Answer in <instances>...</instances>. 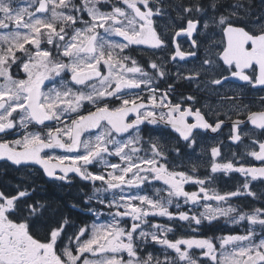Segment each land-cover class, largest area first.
<instances>
[{
  "label": "snow or ice",
  "instance_id": "snow-or-ice-1",
  "mask_svg": "<svg viewBox=\"0 0 264 264\" xmlns=\"http://www.w3.org/2000/svg\"><path fill=\"white\" fill-rule=\"evenodd\" d=\"M221 7L217 0L175 5L182 21L171 37L176 48L162 58L155 53L168 43L155 20L165 14L163 0H0V136L16 135L0 138V160L38 165L58 181L70 182L69 174H75L92 186L85 203L107 209L89 208L95 219L70 235L69 226H75L67 217L43 223L41 235L35 229L43 206L26 203L27 190L0 191V264H264V205L245 212L231 203L240 197L264 200V192L253 190V182L264 183V110L251 111L242 97L219 91L233 78L264 89V18H258L257 31L246 30L232 22L243 3L217 17ZM209 9L212 15L204 19ZM202 19L206 38L209 20L220 29L222 47L209 39L201 58ZM178 37L190 41L188 51ZM138 50L149 53L146 63L132 55ZM177 58L198 61L187 74L177 73L178 79L231 103L238 116L247 112V120L223 113L231 120L228 138L234 144L247 138V155L262 166H246L237 153L219 162L222 141L210 148V173L204 177L196 174L199 165L190 154L191 171L174 162L172 153L178 159L186 155L181 140L195 151L200 130L217 133L225 125L219 110L209 108L216 116L210 123L207 113L188 104L195 96L173 102L172 84L161 91L168 61ZM259 103L264 105V96ZM148 126L153 127L145 134ZM220 173L244 179L234 191L221 192L214 186ZM154 181L164 187L149 194ZM156 217L169 224L154 222ZM221 218L233 225L246 221L247 227L243 234L193 235ZM175 223L186 224L190 233L171 238ZM149 246H159L163 258L145 254Z\"/></svg>",
  "mask_w": 264,
  "mask_h": 264
},
{
  "label": "flooded vegetation",
  "instance_id": "flooded-vegetation-1",
  "mask_svg": "<svg viewBox=\"0 0 264 264\" xmlns=\"http://www.w3.org/2000/svg\"><path fill=\"white\" fill-rule=\"evenodd\" d=\"M250 1V2H249ZM193 0H163V6L165 14L162 17H157L155 20V26L157 27V30L159 34L166 40L168 43V48H166L164 51H157L155 53L156 57H162V58H168L169 57V50L172 52L175 51L176 45L171 43V37L174 34L173 29L180 25L182 21L178 18L177 11L174 9L175 5H179L181 3L187 5L189 3H192ZM201 3L207 5L209 3V0H201ZM217 3L221 4L222 7L220 8L219 12L216 13L217 17L221 14H227L226 9L229 5L235 4V3H243L245 5V8L240 10V15L238 17H234L232 22L235 26L238 27H245L246 30L250 31H257V20L258 18H264V0H217ZM249 3V4H248ZM212 15L211 10L209 9V16L204 17V19H209V17ZM199 14H194V18H198ZM186 26V21L184 22ZM210 28L208 30V37L206 38L203 35V19L200 23L201 28V34L198 37L201 43L199 54L202 58L205 53V48L209 43V39L214 41L217 45H220V41L222 40V32L218 27H216L214 24H211V21L209 20ZM177 42L180 44L181 49L184 51L189 50V44L190 41H187L185 37H178ZM222 47V45H220ZM132 55L140 61V63H146L147 60L150 58L149 53L142 52V51H136L132 53ZM155 58V57H153ZM196 64H198V61L193 60L192 58H187V61H181L179 58L176 59V62L173 63L170 59L167 64V71L168 76L165 80L159 83V87L161 91L165 90L168 87V84H172L174 87V91L170 94V99L173 102H179L182 97H187L189 95H193L196 97V100L194 102H188V104H191L193 108H200L203 112L207 113L206 119L210 123H214L216 120V116L213 114V112L209 111V108L213 110H219L222 114L220 116V119L225 120V125L222 126V129L219 130L217 133H212L210 130L205 134L203 130H200V133L197 138V144L195 146V151H192L191 149L187 148L184 145V142L180 141V146L182 147V152L186 155L182 158H176L175 153H172V158L174 159V162L176 164L183 163L184 168L181 170H188L191 171L189 162H188V156L187 154L191 155L192 161L199 165L197 170V175L200 177H204L205 174L210 173V165L212 161L210 148L214 145H216L218 142H223L221 146L222 151V159H220L219 162H226L229 159L233 158V153H237V159H243L246 166H254V167H260L261 162L256 161L251 156L247 155L248 151H251L252 148L250 146V141L247 138H244L243 143H237L234 144L229 140V134H230V128H231V120L236 119H242L247 120V112H242L239 116L236 114V112L233 109V105L229 102H223L221 101L220 97L217 96L214 93L208 92L206 90H200L198 91L196 89L195 85H190L186 80L178 79L177 73L187 74V70L192 69ZM16 69H13V72H15ZM251 72V70H248ZM48 84V82H45ZM51 85V84H48ZM221 95L227 94V95H236L242 97V104H246L249 106V109L251 111H262L264 110V105H261L259 103V98L264 96V89H262L260 86H257L253 88L251 85L246 84L243 81H239L238 79H230L229 82L224 85L222 89H219ZM188 104H185V107L188 106ZM242 106V105H241ZM91 108V106H87L83 108L81 111L86 114L87 111ZM227 111L229 115L231 116V120H228L223 113ZM189 122H194L193 117H188ZM39 127V126H38ZM153 126H148L145 129V134L148 133L149 129H151ZM252 125L248 124L247 128H251ZM246 130V129H245ZM173 140L172 142H175L174 138H178V134L173 133ZM3 139L13 140L16 138V135H9L7 137H2ZM258 150V146L256 148ZM56 154H61V151L56 150ZM0 175H7L9 176V179L16 180V181H28L32 183V180L35 181H41L45 182L48 185H53L55 188H62L66 189L67 191H71L74 193V190L80 191V187L82 186V183L85 181H82L80 178L74 175H70V182H64V181H58V180H48L43 172L40 170V168L35 166H13L10 165L6 161L0 162ZM13 177V178H10ZM218 179L214 186L217 188L218 191H234L238 185V183L243 182V177L240 176L238 173H234L231 175V177L225 176L224 174L220 173L217 174ZM255 184L254 191L257 193L264 192V183L262 182H253ZM9 186V185H8ZM157 187H164L162 182L154 181L153 186L146 189V191L149 194H152L154 189ZM6 187L3 188L0 187V191H5ZM185 189L187 191H194L196 190L195 185H185ZM17 192V190H15ZM15 195V194H12ZM74 197V194H71ZM78 195V194H76ZM79 197V196H76ZM181 204H183V201H180ZM215 206V201L211 202ZM231 203L234 206H239L242 211H246L249 209H253L255 207H261L264 205V200H253L251 197H240V198H233ZM224 207H227V204L223 205ZM181 210H187V207H183ZM170 211L175 212V206L173 205L170 208ZM198 211H203V207L201 206ZM154 222H158L161 224H169V222L166 220V218L156 217L154 218ZM182 223V222H180ZM180 223L171 224L175 229V233H169V236L171 238L180 237L182 235H185L187 233H190V229L185 224L184 227H180ZM246 226L244 224L239 225H233L230 223H225V220L223 218L220 219L218 224H213L212 226H207V222H205V225L201 226L200 231L197 233H194L193 235H196L198 237H211V235H228V234H235L239 232H244ZM148 248V247H147ZM147 250V249H146ZM153 251V250H152ZM198 251V250H197ZM146 252V251H145ZM148 252V251H147ZM146 254V253H145ZM154 254L156 252L154 251Z\"/></svg>",
  "mask_w": 264,
  "mask_h": 264
},
{
  "label": "trees",
  "instance_id": "trees-1",
  "mask_svg": "<svg viewBox=\"0 0 264 264\" xmlns=\"http://www.w3.org/2000/svg\"><path fill=\"white\" fill-rule=\"evenodd\" d=\"M250 2V1H249ZM249 4V3H248ZM10 178H13L10 176ZM6 187L5 192L16 194L17 189L28 192V196L23 198L26 203L43 206L40 211L43 213L41 217V225L36 226V231L43 234V223L48 221L60 220L67 217L71 224L68 234L70 235L75 228L89 224L93 220V216L85 209L87 206L82 202V197L72 196L71 191L66 189L55 188L53 185H48L45 182L32 180V183L26 181H16L9 179L7 175H0V187ZM9 185V186H8ZM18 187V188H17ZM87 184L84 182L80 188L82 194H86ZM76 205V207H73ZM24 206L23 204L21 205ZM25 215L27 213L25 212Z\"/></svg>",
  "mask_w": 264,
  "mask_h": 264
},
{
  "label": "rangeland",
  "instance_id": "rangeland-1",
  "mask_svg": "<svg viewBox=\"0 0 264 264\" xmlns=\"http://www.w3.org/2000/svg\"><path fill=\"white\" fill-rule=\"evenodd\" d=\"M20 76H23V73L21 72L20 73ZM48 87H51V85H48ZM45 91H47V88H45L44 89ZM86 184H87V187H88V189H87V191H86V194H81V191H77V190H74V193L72 192V194H74V196H80V197H82V199H83V203L87 206V208L85 209L87 212H89L88 211V209L89 208H96V209H98L99 211H102V212H107V209H105V208H102L101 206H99V205H97L95 202H93L92 204H86L85 203V199H86V196L87 195H89V194H91V192H92V186H91V184L90 183H88V182H85ZM18 188V187H17ZM59 189H61V188H59ZM24 190H26V189H24ZM76 194H78V195H76ZM251 211V209H249V210H246L245 212H250ZM95 219V217L93 216V220ZM92 220V221H93ZM92 221L89 223V224H91L92 223ZM242 224H244V226H246L247 227V222L245 221V222H242ZM76 229V228H75ZM75 231V230H74ZM244 232H239V233H235V234H243ZM229 235V234H228ZM213 236H216V237H219V236H224V235H211V237H213ZM210 237V236H209ZM176 238H178V237H176ZM204 238H206L205 237V235H204ZM217 247H218V242H217ZM159 248V246H149L148 248H147V250H146V252L148 251V252H153L154 253V251L156 252V254H154V255H161V253L157 250ZM153 250V251H152ZM145 252V253H146ZM199 253V250L197 251V254ZM173 255H174V253H173ZM163 258V256L161 255V259Z\"/></svg>",
  "mask_w": 264,
  "mask_h": 264
},
{
  "label": "water",
  "instance_id": "water-1",
  "mask_svg": "<svg viewBox=\"0 0 264 264\" xmlns=\"http://www.w3.org/2000/svg\"><path fill=\"white\" fill-rule=\"evenodd\" d=\"M58 151H61V150H59V149H57ZM2 161H6V160H0V162H2ZM6 162H8V161H6ZM10 165H12L10 162H8ZM13 166H15V165H13ZM22 166H24V165H22ZM27 166H35V167H38V168H40V166H38V165H27ZM40 170L43 172V170H42V168H40ZM44 174V173H43ZM57 174H59V172H58V170H57ZM69 175H75V174H69ZM44 176L47 178V179H49V180H52V179H50V178H48L45 174H44Z\"/></svg>",
  "mask_w": 264,
  "mask_h": 264
}]
</instances>
